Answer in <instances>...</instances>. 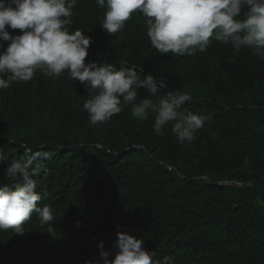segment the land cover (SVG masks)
I'll return each mask as SVG.
<instances>
[{"label":"trees","instance_id":"obj_1","mask_svg":"<svg viewBox=\"0 0 264 264\" xmlns=\"http://www.w3.org/2000/svg\"><path fill=\"white\" fill-rule=\"evenodd\" d=\"M105 11L95 0L73 8L70 31L91 37L85 62L132 65L141 80L164 82L161 95L189 93L183 115L207 119L197 139L181 144L171 124L156 135L154 114L139 121L131 105L90 124L88 89L67 71L51 78L37 70L0 89V150L39 169V204L54 216L41 224L33 213L24 236L0 231V264H103L97 244L114 257L117 225L143 239L156 264H264V59L214 39L192 56L160 54L139 12L107 34ZM0 43L3 51L10 42ZM6 167L0 185L14 182Z\"/></svg>","mask_w":264,"mask_h":264},{"label":"clouds","instance_id":"obj_2","mask_svg":"<svg viewBox=\"0 0 264 264\" xmlns=\"http://www.w3.org/2000/svg\"><path fill=\"white\" fill-rule=\"evenodd\" d=\"M106 7L102 29L116 34L125 27L132 14L139 12L147 24V35L153 48L160 54L173 53L192 56L204 52L214 39L231 44L236 52L251 49L264 59V0H95ZM77 0H0V41L8 46L0 51V89L13 82H29L37 70L51 78L64 71L72 81H79L88 89L83 108L92 125L102 124L131 105V115L146 121L154 114L153 131L164 135L171 131L181 144L191 143L207 117L183 115L182 109L193 97L179 90L161 95L163 81L148 74L140 79L136 68L117 67L106 63L97 66L85 62L91 37L80 29L70 31L69 25ZM246 11H242L243 9ZM242 17V18H240ZM6 26L19 29L20 35H11ZM3 45L0 43V48ZM144 88V98H138V89ZM153 97H156L154 100ZM0 165H7L12 184L0 185V231L12 230L24 236L25 223L33 213L41 224L54 219L53 210L43 199L34 179L39 169L31 170V160H10L0 150ZM116 226L113 247L117 250L111 259L103 241L97 244L103 264H156L154 250L144 247L145 241ZM91 264V262H89Z\"/></svg>","mask_w":264,"mask_h":264},{"label":"bare ground","instance_id":"obj_3","mask_svg":"<svg viewBox=\"0 0 264 264\" xmlns=\"http://www.w3.org/2000/svg\"><path fill=\"white\" fill-rule=\"evenodd\" d=\"M45 121V120H44ZM18 237V236H17ZM12 243V242H11Z\"/></svg>","mask_w":264,"mask_h":264}]
</instances>
